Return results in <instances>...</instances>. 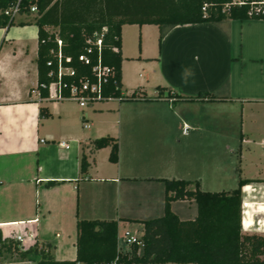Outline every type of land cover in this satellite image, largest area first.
Segmentation results:
<instances>
[{
  "label": "crops",
  "instance_id": "1",
  "mask_svg": "<svg viewBox=\"0 0 264 264\" xmlns=\"http://www.w3.org/2000/svg\"><path fill=\"white\" fill-rule=\"evenodd\" d=\"M36 15L27 10L0 26V223L37 218L31 225L37 241L53 255L57 245L46 226L57 229L59 239L72 224L77 236L79 219L116 220L118 234L121 225L161 216L164 178L198 180L202 190L221 191L235 188L240 175L258 180L242 187L243 208L247 185L255 190L251 200L264 201V136H256L264 129V19L124 24L122 93L150 99L108 98L81 107L30 95L39 82ZM166 88L172 96L207 92L225 100H177L166 97ZM40 107L50 115L41 116ZM104 136L117 140L115 163L110 145L95 147ZM220 145L236 156L219 157ZM171 210L183 220L197 215L194 200L172 201Z\"/></svg>",
  "mask_w": 264,
  "mask_h": 264
},
{
  "label": "trees",
  "instance_id": "2",
  "mask_svg": "<svg viewBox=\"0 0 264 264\" xmlns=\"http://www.w3.org/2000/svg\"><path fill=\"white\" fill-rule=\"evenodd\" d=\"M14 0H0L4 8ZM231 0H23L22 11L35 3L38 28L37 68L39 82L54 79L47 66L48 60L56 62L53 52L57 50L56 38L61 39L64 56H70L66 63L75 68L73 76L65 75L66 82L77 81L87 76L94 79L92 65L100 55L101 62L111 70L103 85L106 98L121 100L150 99L145 96L123 95L121 83V27L124 24L178 25L201 22H218L224 19L246 20L264 19V16L249 15L250 1L242 5H230ZM207 4L205 11L202 10ZM26 7V8H25ZM0 26L8 24L7 18L0 17ZM11 23V22H10ZM9 23V24H10ZM57 27L50 31L47 27ZM103 27L107 28L102 38L100 52L87 39H95ZM162 35L158 37L159 47ZM90 52H87V48ZM53 51V52H52ZM86 53L90 64L78 61V55ZM55 70V66L53 67ZM163 90L164 87H157ZM167 96L172 89L166 88ZM160 96V95H159ZM157 96V97H159ZM184 101H221L213 93L199 92L196 95L174 93L172 96ZM40 115L49 116L46 108L40 107ZM96 148L110 145L109 160L117 162V140L104 136L95 142ZM88 163L82 155L80 170L87 171ZM164 183V212L161 216L139 221L143 226V251L134 254L129 263L141 264H264V234L248 232L258 224L264 227V218L260 221L255 215H264V201L251 200L255 190L247 185L244 188L245 203L242 205V187L258 180L238 177L237 186L230 190H202L198 180L161 179ZM55 181H48L53 185ZM175 200H194L197 215L193 219H180L172 210ZM244 209V212H243ZM242 221V224H241ZM116 220L79 219L76 224V257L73 260H57L50 253L49 245L37 246L26 251H18L20 258L38 256L35 264H93L113 259L116 254ZM244 229V230H243ZM260 229V228H258ZM246 230V231H245ZM13 244L7 250L12 253ZM16 249V247H14Z\"/></svg>",
  "mask_w": 264,
  "mask_h": 264
},
{
  "label": "built area",
  "instance_id": "3",
  "mask_svg": "<svg viewBox=\"0 0 264 264\" xmlns=\"http://www.w3.org/2000/svg\"><path fill=\"white\" fill-rule=\"evenodd\" d=\"M245 0H231L225 5H242ZM23 0H14L8 6L0 8V17L7 18L8 23L12 22L23 11ZM207 4L205 3L202 10L205 11ZM26 8V7H25ZM29 12L37 13V6L35 3L30 4L27 7ZM249 15L264 16V0H252L250 1ZM107 31L106 27H103L100 33L96 34L95 39H87V43L96 46L98 52L102 47V38ZM57 50L53 52L56 62L48 60L46 65L52 69L49 74L54 76V79L50 82L37 83L35 87L30 90V95L37 98V100H65L71 99L76 101L81 107L87 106L89 103H95L103 101L106 98L103 95V85L106 83L111 70L108 66L101 62L100 55L96 63L92 65V72L94 73V79L91 80L87 76L78 78L77 81L66 82L63 80L65 75L73 76L75 74V68L72 65L66 64L71 62L70 56H64L61 50L62 41L56 38ZM90 48H87V52H90ZM78 61L84 64H90L91 59L88 54L80 53L78 55ZM55 66V70L53 67ZM42 91H46L47 95L43 97ZM188 129V126H184V131ZM261 143L264 145V139ZM38 219L35 218L26 222H6L0 223V264H12L22 262V260H15L12 262L6 261L7 256L11 253L7 250L8 245L13 244L12 254L16 255L18 251H26L32 247L37 246L41 248L42 244L37 241L36 231L32 229L31 225L37 223ZM242 224V221H241ZM21 227V229L19 228ZM143 229H129L124 228L122 231H118L117 234V247L116 256L106 262H95L93 264H141V263H129L131 257L134 254V248H136V254L140 255L143 251ZM16 247V249L14 248ZM9 255V256H10ZM29 259V258H28ZM77 264H82L78 262Z\"/></svg>",
  "mask_w": 264,
  "mask_h": 264
},
{
  "label": "rangeland",
  "instance_id": "4",
  "mask_svg": "<svg viewBox=\"0 0 264 264\" xmlns=\"http://www.w3.org/2000/svg\"><path fill=\"white\" fill-rule=\"evenodd\" d=\"M249 74L252 76V78L257 79L258 76H260L259 72L257 70H253L251 72H249ZM255 76V77H254ZM260 98V97H259ZM256 136L258 139L262 138L264 136V129H260L257 131ZM258 147V146H257ZM176 151L177 152H181L182 147L181 146H175ZM179 155V153H177ZM215 154H217L219 157H225L228 159H232L236 156V152H233L232 154L229 153V151L226 149L225 145H220L216 147V152ZM231 157V158H230ZM255 196H257V199L259 198V191L255 193ZM45 228V225H42V229ZM50 226H46V231H47V236L48 238L52 239V242L55 243L57 245L56 248L53 249V257L55 259H69L72 260L74 259L75 256V248L73 245V242L76 238V229H75V225L72 224V227H70L69 229H67L66 231L63 230L62 236L61 238L57 239L55 238V236L53 235L55 231H57V229H54V231H50L47 230V228H49ZM121 230H123L124 228H129V229H139V231H141L142 229V224L141 223H132V224H126V225H121ZM250 232H256V233H261L264 234V231L261 230H256V227H251L250 228ZM69 230V231H68ZM68 232V233H67ZM10 255V254H9ZM6 255L7 259L6 261L12 262L15 260H22V262H17V263H12V264H35L36 260L38 257H32V259H28V258H20V256L18 255V253L16 255H13L11 253V255ZM167 264H175V263H167ZM193 264V263H192Z\"/></svg>",
  "mask_w": 264,
  "mask_h": 264
}]
</instances>
